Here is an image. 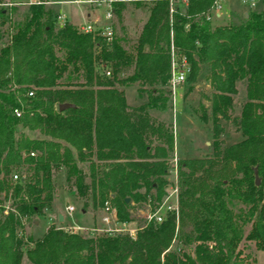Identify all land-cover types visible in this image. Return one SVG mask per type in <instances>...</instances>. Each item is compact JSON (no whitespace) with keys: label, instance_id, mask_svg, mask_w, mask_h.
<instances>
[{"label":"trees","instance_id":"1","mask_svg":"<svg viewBox=\"0 0 264 264\" xmlns=\"http://www.w3.org/2000/svg\"><path fill=\"white\" fill-rule=\"evenodd\" d=\"M4 2L0 264H20L22 255L29 264H253V253L264 251V10L249 9L236 22L212 25L202 14L212 0H188L170 22L164 3H135L146 16L127 50L113 26L104 43L66 20L58 25L57 12L42 2L22 7L17 21L10 13L14 5ZM123 8L119 4L114 11L117 22ZM169 37L187 57L185 81L194 80L203 66L210 90L207 108L200 105L197 114L200 122H210L209 151L176 161V217L164 214L133 239L81 235L50 223L26 246L21 220L50 210L52 174L59 169L82 210L87 202L101 208L108 201L115 219L125 222L130 203L156 207L165 193L172 136L146 111L165 108ZM128 67L130 73L121 76ZM64 74L81 81L63 82ZM235 81H242L244 97L236 117H229ZM127 84L144 92L145 101L127 106L117 88ZM60 103L69 106L57 109ZM220 120L232 123L237 142L222 143ZM6 200L11 204L5 211ZM172 239L176 248L162 252ZM242 241L251 243L252 257L238 249Z\"/></svg>","mask_w":264,"mask_h":264},{"label":"rangeland","instance_id":"2","mask_svg":"<svg viewBox=\"0 0 264 264\" xmlns=\"http://www.w3.org/2000/svg\"><path fill=\"white\" fill-rule=\"evenodd\" d=\"M236 4L239 7H230L228 20L225 19V22V20L223 19L220 24H231L233 22H236L238 21L242 13L247 11V9H245L247 8L245 4H240L238 1L236 2ZM10 5H14V10L10 12L12 13V19L14 21H17L20 9L26 6L27 2L20 1L19 3H12ZM5 6L8 7V5ZM48 6L53 7L51 5ZM221 7L222 13L225 11V7L223 6V4L221 5ZM52 9V11H54V8ZM251 9L256 11L264 10V4L262 2L257 1L251 6ZM145 16L146 11L144 10L143 5H126L122 9L121 18L119 22L113 19L112 26L114 27V34L118 36L122 33L125 39L124 46L127 50H130L132 45L134 44L135 37L139 32V29L141 27L140 25L143 23ZM128 73H130V67L123 69L120 75L123 76ZM197 74L198 75L194 80H187L183 84L176 87V94L173 103L174 108L171 107V104L168 101L169 99L166 98L164 105L165 108L161 112H159L160 114L157 113V115L154 117L148 115L149 119H152L153 121H158L163 124L165 128L170 131L172 136V148L170 152H168L169 158L167 160L168 170L166 172L167 174L164 177L166 180V186L164 187L165 190H168L167 187L171 185L173 181L175 184V189H177L178 177L175 168L176 161L178 159H186L188 157H203L204 154L208 153L209 151L206 150V153L204 152L205 148L208 149L209 143L211 141L210 122H200L197 119V114L200 112V105L207 108L205 97L208 95L210 90L208 88L207 80L205 78L207 73L204 70L203 66L199 69ZM107 76L110 77L109 73ZM62 81L68 83L80 82L81 78L73 74H64ZM117 88L122 89V92L124 93V101L125 103L128 102L129 105H138L139 103L144 102L146 99L145 93L136 91V85L134 84H127L123 87ZM241 99V92H238V90L236 89V93L232 97V101L230 104L231 108L229 110V117H236L239 111ZM220 123L223 126V131L220 133L219 136V138H221L222 140V143L226 145L232 142H236L239 139V135L237 132L234 131V126L232 125V123L224 120H220ZM30 134L36 136L35 131H32V133ZM173 139L176 140V143ZM204 141L207 142L206 147H204L203 145ZM83 166H85V164H83ZM52 184L54 197L52 198L51 204L54 210L60 209L61 211H63V205H70L73 208L70 214L71 218L73 219V221L74 219H78V223L76 224H79V226L82 227L81 230H74L67 229L66 226H64V229L66 231L77 232L81 235H87L91 233L89 232V229L92 227L105 228L104 224L100 221V216L102 215L101 208L94 206L91 207L90 203L88 202L84 207V210L79 207L80 202L76 198H74V196L71 192L68 191V189H66L65 175L63 174L62 169H59L57 172L52 174ZM262 186V200L264 202V180L262 182ZM2 204L4 206V210L6 211L7 207H10L11 203L10 201L6 200L3 201ZM54 205H56V208L54 207ZM146 209L148 208L143 202H140L139 204H129V216L132 219L133 224L138 226L141 225V216ZM54 210L52 212H54ZM44 215L30 216L24 220H21L20 237L23 242H26V246L31 244L27 240L31 241L40 237L49 226L48 224L46 225L44 222V220L46 219ZM49 222L52 225L58 226L55 216H53L52 219L48 221V223ZM99 233L101 232L93 231L92 234ZM177 245L178 242L174 239V241L170 242V244L166 247L168 248L167 251L174 250ZM238 249H242V252L248 254L249 258L252 257L253 249L250 242H240V244L238 245ZM20 258V264H29L23 255ZM254 259L255 264H264V251L256 250Z\"/></svg>","mask_w":264,"mask_h":264},{"label":"built area","instance_id":"3","mask_svg":"<svg viewBox=\"0 0 264 264\" xmlns=\"http://www.w3.org/2000/svg\"><path fill=\"white\" fill-rule=\"evenodd\" d=\"M221 1L222 0H212V2L206 7V9L202 12L204 19L209 23L213 24L214 21L221 17ZM240 4H245L246 7H250L255 2H262L264 4V0H237ZM51 3L48 1H36V3ZM154 2H162L165 4L167 9V16L168 22L171 20L172 14L176 13L179 9L180 12L182 8L187 4L188 0H68L66 3H72L75 5H86L89 8L98 11L99 15L97 18L86 22L81 23L75 26L78 32L80 33H90L93 36L100 38L101 41L104 43H108L113 34V27L112 22L114 19V11L119 4L123 5H134L135 3L139 4H151ZM11 3L4 2V5H10ZM182 13V12H181ZM55 21L58 25H60L63 20L59 14H56ZM169 44H168V77L166 80V91H167V98L170 102L171 106H173L175 94H176V87L183 84L186 80L187 73L189 71V63L187 57L177 52L176 48L173 46L170 37H169ZM108 71L103 72V76H107ZM26 95H30V92H27ZM14 116H19V111L16 109H12ZM30 156L32 155L31 152L28 153ZM12 180H17L15 174L11 175ZM168 190H165L164 195L160 198L159 202L156 207L150 209L147 204L148 209L142 214L141 218V225H135L132 223L129 224L128 221H117L114 216V209L111 207L108 201H104L101 206L102 216L100 217L101 223L104 224L105 228H97L92 227L89 229L90 234L93 231H100L101 235L112 236V235H127L129 238H133L136 231L140 230L143 226L148 223H152L153 225H157L160 223L163 215L166 213L173 214L174 218L176 217L177 213V205H176V198H177V189H175L174 181L167 187ZM65 214L70 216L73 208L70 205H65L64 207ZM162 211V212H161ZM64 229V226H59L58 229ZM67 229H79L81 230L82 227L79 225H68L66 226ZM71 232V231H67ZM76 233V232H71ZM174 240L172 239L171 242ZM168 248L164 249L162 252L167 251ZM161 252V253H162ZM161 260V258H160Z\"/></svg>","mask_w":264,"mask_h":264},{"label":"crops","instance_id":"4","mask_svg":"<svg viewBox=\"0 0 264 264\" xmlns=\"http://www.w3.org/2000/svg\"><path fill=\"white\" fill-rule=\"evenodd\" d=\"M4 1V0H3ZM7 3H19L20 1H23V2H27V4H34V2L36 1H42V0H5ZM45 1H48V2H51V3H45V5H51L53 7H50L51 9L54 8V11L57 12V14H59L61 17H62V20L63 21H68V22H71L73 23L74 25H78V24H81V23H86V22H89L95 18L98 17L99 15V12L98 11H95L91 8H89L88 6H84V5H75V4H72V3H66V1L68 0H45ZM236 0H222L221 1V5L223 4V6L225 7V11L221 13V17L219 19H217L216 21L213 22L214 25H217V24H220V22L224 19L228 20L229 18V10H230V7L231 8H235L236 6L239 7L237 4H236ZM126 6V5H124ZM134 6V5H132ZM243 8V7H241ZM250 8V7H249ZM248 7L245 8V9H249ZM251 9V8H250ZM53 10V9H52ZM246 12V11H245ZM245 12H243L242 14H244ZM225 20V22H226ZM212 24V25H213ZM224 24V23H223ZM75 25V26H76ZM234 88L238 90V92H241V96H242V99H241V102L243 101V97H244V89H243V83L242 81H235L234 83ZM242 89H243V93H242ZM124 95V93H123ZM138 97V96H137ZM127 106H131V107H134V105H129L128 102H126ZM241 104V103H240ZM136 106V105H135ZM174 106V105H173ZM171 106V107H173ZM174 108V107H173ZM240 108V107H239ZM162 110H159L156 108H152V109H148L146 112L148 115L150 116H156L157 113L160 114L159 112H161ZM238 136V135H237ZM240 139V137H238ZM238 139V140H239ZM174 140V139H173ZM174 142L176 143V140H174ZM237 142V141H236ZM206 141L203 142V145L204 147H206ZM232 143H235V142H232ZM231 144V143H230ZM228 145V144H226ZM206 150L208 151V149L205 148V153H206ZM264 179H262V182H263ZM262 182H261V186H262ZM262 197H263V186H262ZM263 202V200H262ZM264 203V202H263ZM65 205L62 206V209L63 211H60L57 209V210H54L52 204L50 205L51 208H49L50 210H48L46 213H45V224L49 225L50 222L48 223V221H50L52 219L53 216H55V219L58 223V226H68V225H76L77 220L71 218V216H67L65 214V211H64V207ZM54 207L56 208V205H54ZM54 210V212H52ZM54 214V215H53ZM60 216V219L58 220V217ZM102 216V215H101ZM100 216V217H101ZM47 220V221H46ZM132 219L130 218L128 223L132 225ZM44 224V225H45ZM79 225V224H77ZM47 227V226H46ZM254 255H255V252L253 253V258H254ZM253 264H255V259H253Z\"/></svg>","mask_w":264,"mask_h":264},{"label":"water","instance_id":"5","mask_svg":"<svg viewBox=\"0 0 264 264\" xmlns=\"http://www.w3.org/2000/svg\"><path fill=\"white\" fill-rule=\"evenodd\" d=\"M69 104L67 103H60L57 105V109H61V108H65V107H68ZM253 175H254V179H253V184L254 185H257L258 182H259V179L257 178L256 174H255V171L253 172ZM125 201H126V198H125ZM60 219V216L58 217V220Z\"/></svg>","mask_w":264,"mask_h":264}]
</instances>
